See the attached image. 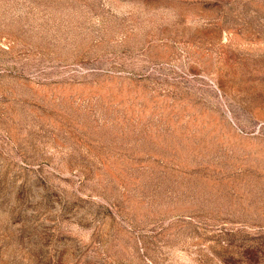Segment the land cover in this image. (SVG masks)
<instances>
[{"label":"rangeland","instance_id":"obj_1","mask_svg":"<svg viewBox=\"0 0 264 264\" xmlns=\"http://www.w3.org/2000/svg\"><path fill=\"white\" fill-rule=\"evenodd\" d=\"M0 264H264V0H0Z\"/></svg>","mask_w":264,"mask_h":264}]
</instances>
